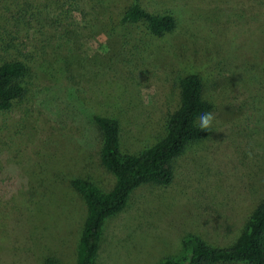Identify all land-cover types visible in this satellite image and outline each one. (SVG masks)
<instances>
[{
  "label": "rangeland",
  "instance_id": "obj_1",
  "mask_svg": "<svg viewBox=\"0 0 264 264\" xmlns=\"http://www.w3.org/2000/svg\"><path fill=\"white\" fill-rule=\"evenodd\" d=\"M137 1L176 20L151 38L130 25ZM2 57L26 59L29 90L0 111V264H75L85 206L68 181L108 190L92 116L119 122L134 153L164 134L179 74L195 71L213 102L214 128L173 161L166 186L133 189L104 221L94 264H158L193 233L230 244L264 196V0H0Z\"/></svg>",
  "mask_w": 264,
  "mask_h": 264
},
{
  "label": "trees",
  "instance_id": "obj_2",
  "mask_svg": "<svg viewBox=\"0 0 264 264\" xmlns=\"http://www.w3.org/2000/svg\"><path fill=\"white\" fill-rule=\"evenodd\" d=\"M106 19L108 31L130 25L143 27L148 36L160 39L173 33L175 17L166 10H149L137 1L123 6L120 17ZM5 29L0 22V44ZM30 67L26 59H0V111L10 110L29 90ZM177 104L164 117V134L134 153L120 149V127L115 117L95 114L92 120L99 134L97 161L113 177L111 187L103 191L89 180L69 179L70 189L85 206V216L75 247V264H94L104 221L120 212L130 192L143 184L166 186L173 175V161L209 134L197 127L198 117L210 112L213 102L204 95L203 83L195 71L179 74L176 82ZM182 254L165 256L158 264H264V196L256 199L236 238L228 245L206 243L193 233L181 238ZM44 264H60L46 258Z\"/></svg>",
  "mask_w": 264,
  "mask_h": 264
},
{
  "label": "clouds",
  "instance_id": "obj_3",
  "mask_svg": "<svg viewBox=\"0 0 264 264\" xmlns=\"http://www.w3.org/2000/svg\"><path fill=\"white\" fill-rule=\"evenodd\" d=\"M216 116L213 112H203L198 117L197 127L202 131L211 132L214 128Z\"/></svg>",
  "mask_w": 264,
  "mask_h": 264
}]
</instances>
